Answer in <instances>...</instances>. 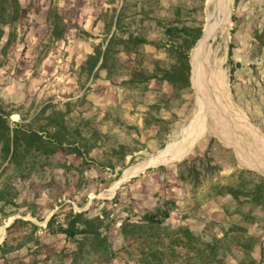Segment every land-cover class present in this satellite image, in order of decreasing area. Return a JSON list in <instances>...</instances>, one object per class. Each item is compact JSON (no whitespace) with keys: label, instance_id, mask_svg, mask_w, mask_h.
I'll use <instances>...</instances> for the list:
<instances>
[{"label":"rangeland","instance_id":"rangeland-1","mask_svg":"<svg viewBox=\"0 0 264 264\" xmlns=\"http://www.w3.org/2000/svg\"><path fill=\"white\" fill-rule=\"evenodd\" d=\"M218 1L20 0L15 38L2 49L7 27L0 41L1 106L15 111L11 121H21L19 114L27 120L46 103L60 109L69 104V122H81L85 135L90 129L99 134L97 146L83 157L60 147L53 155H36L30 166H6L0 175L8 200L0 211V244L5 242L8 251L0 253V264H70L76 242L57 226L80 211L103 217L115 252L79 264H152V243L119 248L118 229L124 218L135 221L156 209L169 212L164 223L170 230L187 226L203 240L221 239L216 259L200 264H264V205L214 189L238 186L240 180L251 188L264 178V140L257 132L264 136V0H225L226 17L217 20ZM82 3L88 5L87 19L95 17L85 27L77 19ZM52 8L66 22L58 40L49 36ZM118 13L117 33L137 34L148 43L113 54L117 62L111 73L89 74L85 59L96 45L104 47ZM210 22L213 28L205 36ZM169 24L201 27L187 52L190 86L174 95L159 77L129 81L132 70L151 74L156 65L172 63L167 46L173 42L164 34ZM203 42L210 56L222 58V101L235 125L246 130L223 136L210 122L180 158L151 165L160 151L183 141L194 123L193 56ZM139 165L149 167L129 177ZM164 242L162 264H186L187 251L175 246L173 256L168 239Z\"/></svg>","mask_w":264,"mask_h":264},{"label":"trees","instance_id":"trees-1","mask_svg":"<svg viewBox=\"0 0 264 264\" xmlns=\"http://www.w3.org/2000/svg\"><path fill=\"white\" fill-rule=\"evenodd\" d=\"M21 12L20 0H0V41L5 36V28H9L2 49L15 38L12 28ZM47 20L50 21V38L53 40L61 39L66 31L63 15L57 9L52 8L47 14ZM120 20L121 16L118 13L112 21L114 29L104 47L96 45L94 51L87 55L84 67L89 74L93 75L98 69H106L111 73L117 62V59L113 58V54L121 50L130 52L136 46L148 43V40L137 34L119 35L117 31L120 28ZM164 34L170 42H173L167 46V52L174 55L172 63L167 67L156 65L151 74L132 70L129 81L133 82L136 77H140V81L145 82L148 79L159 77L172 86V95H174L190 86L191 67L187 52L199 39L201 27L169 24L164 27ZM67 105L69 104L65 105V109H60L51 103H46L31 114L27 120L17 112L21 121H11L10 115L15 111L6 110L0 104V165L2 166L6 162V165L0 169V175L7 165L14 168L30 166L31 159L35 158L36 155H53L60 147L83 157L84 154L97 146L98 131L90 129L85 135L81 122H69ZM214 189L218 194L229 193L237 199L243 195L256 205H264L263 177L253 182L251 188H246L240 180L238 186L216 185ZM6 190L5 187L0 186V211L8 202ZM168 216L169 212L156 209L155 211H146L140 216V219L135 221L124 218L118 229L122 238L119 248L138 242L152 243L154 248L149 252L150 263L162 264L165 254L161 247L165 244V239H168L171 255H177L175 246H180L187 251L186 264L207 263L216 259L218 247L216 243L221 239H215L214 242L203 240L187 226L170 230L169 226L164 223ZM18 221L21 220H16L14 223ZM50 222L51 220L49 224ZM103 223V217L98 215L88 217L86 211H80L71 212L66 219L65 226L62 224L57 226V229L64 233L66 238L76 242V247L71 252L70 264L87 263L92 259L106 260L114 254L115 245L110 236L103 231ZM234 227L242 229L241 226ZM77 236L79 238H76ZM5 245V242L0 244V253L8 251L5 249ZM242 247L247 248L243 244ZM190 253H193V256Z\"/></svg>","mask_w":264,"mask_h":264},{"label":"bare ground","instance_id":"bare-ground-1","mask_svg":"<svg viewBox=\"0 0 264 264\" xmlns=\"http://www.w3.org/2000/svg\"><path fill=\"white\" fill-rule=\"evenodd\" d=\"M218 2L217 20L226 17L225 0H219ZM213 25V22H210L207 25L205 36L211 32ZM221 62L222 58L220 56L214 59L209 55L204 42L196 50L193 56V77L194 85L198 92V97L196 101L194 123L190 132L183 139V141L160 151L157 155L151 158L149 164L154 165L157 163L159 164L160 162H171L180 158L190 149L191 145L204 129L209 130L210 122L216 123L218 125V128H220V132L223 136L232 134L231 130H233V132L238 130L240 133H242L243 130H246V128L240 123L237 124V126L235 125V120L233 121L231 115L227 113L225 109V103L222 101V79L220 73ZM206 119H208V123L205 121ZM257 132L258 135L264 140V136L261 135L258 128ZM235 149H237V151L242 149V146L239 144V140H236ZM251 164L255 166L254 163ZM143 168V165L136 166L130 171L129 174H135L141 171Z\"/></svg>","mask_w":264,"mask_h":264},{"label":"crops","instance_id":"crops-1","mask_svg":"<svg viewBox=\"0 0 264 264\" xmlns=\"http://www.w3.org/2000/svg\"><path fill=\"white\" fill-rule=\"evenodd\" d=\"M87 4H88V2H87ZM87 6L88 5H84L82 3V4H80V7L78 9L79 12H78L77 19L79 20L80 25H83L84 27H85V22H89L90 20L93 22V20L95 19V17H92L91 19H87V10H88V7Z\"/></svg>","mask_w":264,"mask_h":264},{"label":"water","instance_id":"water-1","mask_svg":"<svg viewBox=\"0 0 264 264\" xmlns=\"http://www.w3.org/2000/svg\"><path fill=\"white\" fill-rule=\"evenodd\" d=\"M149 166H147V167H145L144 169H146V168H148ZM135 175H137V173L136 174H133V175H130L129 177H132V176H135Z\"/></svg>","mask_w":264,"mask_h":264}]
</instances>
